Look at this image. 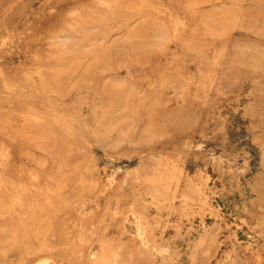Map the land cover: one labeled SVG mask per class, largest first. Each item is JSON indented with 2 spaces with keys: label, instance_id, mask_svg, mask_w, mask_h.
Returning <instances> with one entry per match:
<instances>
[{
  "label": "rangeland",
  "instance_id": "1",
  "mask_svg": "<svg viewBox=\"0 0 264 264\" xmlns=\"http://www.w3.org/2000/svg\"><path fill=\"white\" fill-rule=\"evenodd\" d=\"M0 264H264V0H0Z\"/></svg>",
  "mask_w": 264,
  "mask_h": 264
}]
</instances>
